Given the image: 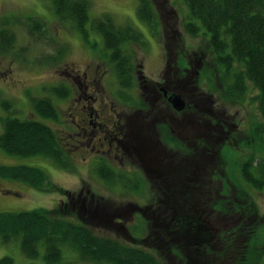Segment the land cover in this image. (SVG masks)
Returning a JSON list of instances; mask_svg holds the SVG:
<instances>
[{
	"label": "rangeland",
	"instance_id": "obj_1",
	"mask_svg": "<svg viewBox=\"0 0 264 264\" xmlns=\"http://www.w3.org/2000/svg\"><path fill=\"white\" fill-rule=\"evenodd\" d=\"M54 2V0H0V25L10 28L15 36L13 46L0 54V133L3 132L4 119L8 116L47 123L56 131L66 151L72 155V158L70 157L72 162L68 169H63L46 157L13 155L0 148V164L41 167L56 187L40 190L20 181L0 178V212L61 208L59 211H53L54 214L87 223L103 235H109L131 245H140L138 239L145 237L148 225L139 206L151 203L161 186L157 181L163 176L152 170L147 174L141 172L140 170H145L146 166L144 163L145 168L137 164L139 158L129 155L115 158V152L111 151L110 161L118 166L121 175L113 182L102 178L97 171L100 160L97 158L89 160L91 155L98 154L97 151H92L88 159V153H91L88 152L89 149L96 144V139L91 140L92 135L98 137V132L92 129L84 135L78 124L84 127L85 119L81 112L73 107L79 102L80 109H84L83 104L91 101L95 108L100 109L95 113L100 120L103 113L112 105L120 112L124 111L126 117L139 113L138 115L143 117L141 123L145 125V135L147 132L152 134V139L156 141L160 137L164 138L167 132L160 127L159 122L156 125L150 122V117L146 115L148 96L143 88L145 82L139 83L140 92L133 91L132 87H129L134 85L133 82L129 84L130 81L127 80L129 70L132 69V72L141 76L142 81L144 78L157 79L160 75L169 77V70L178 68L176 73L183 78V82L178 84L174 81L172 85L183 91L189 102L185 112L186 131L194 126L195 121L203 126L195 134L184 132L181 135L180 148L183 149L184 166L181 164L183 174L181 173L180 177L183 180L179 178L177 184L166 182L165 187L178 190L177 196L181 199L183 192H187L186 185L192 186L193 193H188L192 196L195 193L194 205H198L197 209L208 210L210 215L204 212L205 220L222 236L227 235L224 230H233L242 214L241 211H233V207L239 205L241 207L239 210L244 211L246 210L244 203L248 200L253 202L260 214V223L249 243L254 249L242 263L264 264V190L253 187L241 175V167L251 155H255L257 160L264 159V140L256 141L252 134V125L263 120L259 108L251 100L257 91L252 90L249 97L242 102L223 96V82L206 53L207 41L204 37L193 36L186 30L189 9L183 0H155L160 22L156 32L138 18L137 0H89V15L92 20L110 15L118 28L130 25L140 33V39L122 44L125 54L130 56L131 63L129 68L120 70L116 67V61H112L113 51L107 48L100 34L90 30L89 41H86L77 31L74 22L63 19L56 13ZM29 18L33 19L31 23ZM36 20L42 25L40 28L31 29ZM5 21L9 24L4 25ZM182 61H185L184 66ZM187 67L190 71H185ZM97 76L101 77L95 84ZM63 86L70 88L71 93L68 96L61 97L54 93L53 88ZM199 93L209 95L210 101L198 99ZM44 98L50 99L57 107L58 119L42 118L37 113L36 104L38 100ZM137 100L140 105H134ZM6 101L10 104L8 107L4 105ZM117 101L134 106L121 105ZM142 102H147V105L144 106ZM195 102L201 103L198 109L193 106ZM221 123L232 132L224 133V138L218 141L215 128L221 129ZM206 130H209L212 137L209 136L211 141L205 143L211 146L213 151L218 147V142L228 141L222 147L225 158L217 159L216 155H207L206 152L208 154L209 152L206 148L200 141H195L202 140ZM168 135L176 136L172 132ZM162 142L164 143V139ZM159 146L163 148L161 143ZM97 147L99 148V144ZM176 148L177 146L174 149ZM201 156L207 166H201V183H196L190 174L193 165L200 166ZM180 159L181 155L177 161ZM185 172L190 175L189 181H185ZM143 177L151 181L153 187L150 188L149 182L145 184ZM198 177L196 174L195 179ZM137 183L139 187H136ZM79 193L82 198L87 197L88 200L99 198L107 202L108 211L103 214L104 220L89 217L86 211L80 209L78 200L74 198ZM215 205L219 206L220 210L213 209ZM115 208H119L120 213L115 214L113 218L111 209ZM224 209L225 211L230 209L232 213L229 215L223 211ZM191 210L193 211V208ZM76 211L79 213L74 214ZM141 246L148 248L147 243ZM195 246L193 244L189 251L193 259L197 252ZM243 249L244 247L241 248ZM242 254L238 253V256L242 257ZM4 256H11L13 264L43 262L41 259L27 257L21 249L19 239L5 243L0 236V259ZM165 261L168 264H180L177 263L176 257L165 256ZM213 261L215 263V257ZM64 262L98 264L81 259L72 253L66 256ZM208 262L211 263L209 257L203 264H210ZM234 263L240 264L230 255L221 264Z\"/></svg>",
	"mask_w": 264,
	"mask_h": 264
},
{
	"label": "trees",
	"instance_id": "obj_2",
	"mask_svg": "<svg viewBox=\"0 0 264 264\" xmlns=\"http://www.w3.org/2000/svg\"><path fill=\"white\" fill-rule=\"evenodd\" d=\"M54 1L56 13L63 19L74 22L77 31L86 41H89L90 30L100 34L107 48L113 51L112 61H116L117 69L130 67V56L125 54L122 44L141 38L135 28L130 25L118 28L110 15L92 20L89 15V0ZM137 1L138 18L156 32L160 22L155 0ZM183 1L189 9L186 30L193 36L204 37L207 41L206 53L212 60L219 79L223 82V96L242 102L249 97L252 90L257 91L251 100L259 108L263 120L252 125V134L256 141L264 140V0ZM29 21L31 23L33 19L29 18ZM3 24L9 23L5 21ZM32 25L31 29L40 28L42 23L36 20ZM13 33L10 28L0 25V54L13 46L15 41ZM132 79L133 76L129 74L127 80ZM53 91L61 97L71 93L70 88L66 86L55 87ZM199 97L198 99L208 102L211 99L209 95L203 93H199ZM4 105L8 107L10 104L6 101ZM36 109L42 118L58 119L57 107L48 98L38 100ZM3 126V132L0 133V148L7 153L27 157L40 155L52 160L63 169L69 168L72 155L63 147L56 131L49 124L36 119L8 116L4 119ZM215 130L218 141L224 138L220 128ZM209 136L212 137V134L208 130L205 137L202 136V140H199L209 152L208 154L205 151L206 154L216 155L217 159L225 158L222 147L227 141L218 142V147L213 151L211 146L206 145L211 141ZM197 155L196 161H198ZM203 160L201 156L200 166L192 167L190 175L196 183H201V166H207ZM97 171L109 182L116 181L121 175L109 166H99ZM196 174L199 175L197 179H195ZM190 175L185 172V181H189ZM241 175L253 187L264 190V159L257 160L255 155H251L249 160L243 163ZM168 176L163 175L160 180L161 193L159 190L156 191L157 195L154 194L149 205L139 206L148 225L145 237L138 239L140 245H131L98 233L87 223L55 215L53 211H59L61 208L0 212V236L5 243L19 239L21 249L27 257L43 261L32 264H66L64 260L70 253L98 264H168L165 256L176 257L177 263L180 264L185 262L203 264L208 257L213 264L215 257L214 264H221L230 255L235 258L236 263L243 264L242 262H245L243 260H246L247 255L254 249L249 243L260 223V214L255 204L250 200L246 201L244 211L239 210L241 208L239 205L233 207V211L238 210L242 214L233 226V230H224L227 235L222 236L205 220L204 212L208 213V210L197 209L198 205H194L195 193L193 196L188 193H193V187L186 185L187 192H183L182 198L179 199L178 190L165 187L167 183L177 184V176L171 173ZM0 178L20 181L40 190L56 189L47 172L37 166L0 164ZM136 187H139V183ZM101 200L103 199L88 200L86 197L77 203L89 217L104 220L103 214L108 211V204ZM212 208L220 210L216 205ZM111 210L113 218L115 214L120 213L119 208ZM223 211L229 215L232 213L230 209ZM73 213L77 214L79 211ZM146 243L148 248L141 246ZM193 244L196 245L197 251H194V259L189 255ZM238 253H243L242 257L238 256ZM13 261L11 256H4L0 259V264H13Z\"/></svg>",
	"mask_w": 264,
	"mask_h": 264
},
{
	"label": "flooded vegetation",
	"instance_id": "obj_3",
	"mask_svg": "<svg viewBox=\"0 0 264 264\" xmlns=\"http://www.w3.org/2000/svg\"><path fill=\"white\" fill-rule=\"evenodd\" d=\"M181 63L183 66L185 65V61H182ZM177 70L178 68H175L172 71L169 70V77L167 75L165 77H162V75H160V78H150L149 80L144 78L142 81H140V79H142L141 76H138L134 72H132V69L129 70V73L133 76V79L129 84H131L132 82L134 84L133 86H129L132 87L131 89L133 91L136 90L140 92L139 89H141V85L139 83L145 82V86L143 88L147 92L148 96V113L146 115L150 117V122L155 125L157 122H159L160 127L167 132V135L164 138L160 137L161 140L158 139L154 141L152 139L153 135L148 132L145 135V125L141 123L143 117L139 116V113L126 117V113L124 111L120 112L118 108L116 109L112 105L110 106L109 110H106L103 113V118L102 120H100V118L97 116L98 114H96L95 116V113L100 109L95 108L94 105H92L91 101H89L90 103H84L85 105L83 104L84 109H80V107L78 106L79 102L75 103L73 108H76L75 110L79 111V113L81 112L82 116L85 119L86 125L84 127H81V124H78V126L82 128L84 135L87 134L88 130L92 129L98 132V137H94V135H92L94 138L92 137L91 140L96 139V144L91 147V150L89 149L88 152L91 153H88V159L90 158L92 151H97L98 154L91 155V158L89 160L97 158L98 160H100L98 166H109L115 169V171L119 172L120 169L117 168L118 166H116L113 161H110L112 156L111 151H114L115 158L125 157V155H129V157L139 158L137 164L144 167V163L146 166V168L144 167L146 171L140 170L141 172L143 171L147 174V172L152 170L153 172L160 173L161 176H168L170 173L172 175L177 174L178 182L179 178L183 180L182 177H180V174H183L181 167L184 166V154L183 149H181L182 147L180 146L182 145L181 135L184 132H193L195 134V132L199 131L203 125H199V123L194 120V126L187 129L186 131L185 112L189 105V102L186 94L183 93V91H181L178 87L175 88L172 85L174 81H176L178 84L183 82V78L178 73H176ZM187 70L190 71L189 67L185 68V71ZM100 77L101 76H97L95 78V84H97V81L100 79ZM173 93H180L183 95L186 101V107L183 110H177L170 102L169 97ZM117 102L118 104L127 106H134L137 104L140 105L138 100V103L136 102L134 105L121 103L119 101ZM142 103H144V106L147 105V102ZM199 104L201 103H194V108L198 109ZM170 114L172 115V117H169ZM225 126V124L221 123L220 130L223 133H231L232 131L229 129V127ZM233 126H235V124H233ZM210 127H212V125ZM169 132H172V134H175L176 136L173 135L172 137L171 135H168ZM160 135H162V133H160ZM162 139H164V143L162 142ZM195 141L199 142V139ZM160 143L163 148L159 146ZM98 144L99 148L97 147ZM89 145L90 143L87 144V146ZM175 146H177L176 149H174ZM180 155L181 159L177 161ZM181 164L183 166H181ZM145 178H142L145 184L148 182L150 184L151 181L147 179L145 180ZM121 181H123V179H121ZM157 182L160 183V185L162 183V181L159 180ZM151 187H153L152 183L150 188ZM80 193L79 195H77V197H74L78 201L82 199Z\"/></svg>",
	"mask_w": 264,
	"mask_h": 264
},
{
	"label": "water",
	"instance_id": "obj_4",
	"mask_svg": "<svg viewBox=\"0 0 264 264\" xmlns=\"http://www.w3.org/2000/svg\"><path fill=\"white\" fill-rule=\"evenodd\" d=\"M169 100L177 110H183L186 107V101L180 93H173Z\"/></svg>",
	"mask_w": 264,
	"mask_h": 264
}]
</instances>
